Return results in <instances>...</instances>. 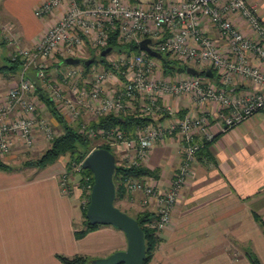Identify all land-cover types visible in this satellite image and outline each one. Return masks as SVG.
Returning <instances> with one entry per match:
<instances>
[{"label":"built area","instance_id":"built-area-1","mask_svg":"<svg viewBox=\"0 0 264 264\" xmlns=\"http://www.w3.org/2000/svg\"><path fill=\"white\" fill-rule=\"evenodd\" d=\"M34 14L47 21L37 41L30 47L14 46L9 52L21 68L17 81L0 90V156L16 145L28 150L39 137L49 143L58 134L51 117L42 113L45 105L38 87L79 134L98 141L92 149L106 145L112 153L118 152V161L124 165L145 166L151 149L172 138L178 143L180 160L166 185H157L148 174L125 182L127 193L139 191L143 203L153 204L155 219L150 227L157 232L165 229L196 151L213 136L211 126L225 132L257 111L264 112V25L254 5L245 0H43ZM113 30L122 43L147 37L153 51L168 53L197 71L212 69L216 82L206 75H164L161 68L154 72L159 61L143 49L130 54L114 51L112 60L106 54L107 67L95 68L93 63L86 72L63 62L65 57L103 47ZM9 42L14 45L11 38ZM52 60H56L54 70L62 68L58 78L48 70ZM241 81L251 84L250 88L240 93L225 89ZM181 96L209 107L194 115L179 114L165 99ZM120 111H136L152 121L136 126L131 135L117 126H88L96 116ZM82 115H88L87 122L81 121ZM80 162L64 172L62 192L69 190L67 177L72 173L80 178ZM89 188L86 184L84 191L89 193Z\"/></svg>","mask_w":264,"mask_h":264},{"label":"crops","instance_id":"crops-1","mask_svg":"<svg viewBox=\"0 0 264 264\" xmlns=\"http://www.w3.org/2000/svg\"><path fill=\"white\" fill-rule=\"evenodd\" d=\"M42 1L0 0V56H4L0 64L7 62L14 46L30 47L37 41L47 25L34 14ZM245 1L254 5L264 25V0ZM17 79L18 71L1 70L0 90ZM250 85L231 83L229 91L240 93ZM165 102L179 114L194 115L209 107L182 96ZM211 130L214 139L196 152L170 222L157 233L151 264H249L244 256L247 248L264 264V236L253 219L254 214L264 219V112L257 111L225 132L214 126ZM45 143L39 137L22 165L19 145L0 156L9 167L0 168V264H62L57 254L97 258L124 249L122 232L110 225L74 237V230L82 226V200L77 174L67 177V193L61 191L66 157L42 168L24 165L39 156ZM179 150L172 138L151 149L145 166L155 171L157 185L168 183L179 163ZM123 198L135 206L141 192H128Z\"/></svg>","mask_w":264,"mask_h":264},{"label":"trees","instance_id":"trees-1","mask_svg":"<svg viewBox=\"0 0 264 264\" xmlns=\"http://www.w3.org/2000/svg\"><path fill=\"white\" fill-rule=\"evenodd\" d=\"M139 42V41H138ZM138 42H132L131 40L127 43H122L117 39V33L115 30L110 31L107 41L104 44L103 47H100L99 49H93L91 51L92 58L91 62L89 64H84L82 61H80L81 67L83 69V72H86L89 67L94 64H99L103 68L107 67V61L105 58V55L112 52V51H118L125 54H130V52L135 53L138 52ZM109 48V51L105 53V55L100 56L99 52L104 48ZM159 57L157 58L160 64L161 71L164 75H172L174 73H180L185 72V65L182 64V62H178L175 59H172L169 57L168 53H159ZM87 59V58H86ZM21 68V62L19 60H11L8 58L7 62L4 64H0V71L1 70H10L13 72L19 71ZM207 69V67H206ZM210 70L211 77H208L210 80L216 82V73L208 68ZM198 75L205 76V69L199 70ZM207 76V75H206ZM37 94L39 99L42 101V103L45 105V108L49 112V115L51 116L52 122L60 127V133H58L56 136L51 139L49 142V145L47 148L44 149V151L35 159V160H28L24 162L25 166H34L37 168L45 167L53 162H55L57 159H59L62 156H66L65 161V167L66 171H69L72 168V164L78 163L84 155H86L91 149H92V143L95 141L94 139H89L88 137L84 136V134H79L76 131V127L71 125L60 113V111L55 107V105L52 103V101L49 100L47 95L41 91L40 87H38ZM152 119L148 116H143L137 113L136 111H125L118 114H112L107 113L106 115L96 116L94 121H90L88 126L91 127H102V128H108L112 126H117L119 129L122 130L123 133L126 135H131L133 132V129L136 126H140L145 124V122H151ZM214 139V135L212 138L208 141H205L202 145V147L196 151L197 153H200L202 148H206V145L210 143ZM97 147H102L107 150H110V147L108 148L106 145H99ZM113 154V153H112ZM196 155V153H195ZM114 161L115 166L112 173V183L114 186V198H113V204L114 201L122 199L125 197L127 191L125 189V182L129 179H135L139 178L144 175H151L156 177V173L153 170L148 169V167L144 165H134V166H127L118 161L117 158H115L114 154ZM0 168L1 169H9L8 165L0 161ZM79 186L82 187L81 193V200H82V208H81V216H82V226L79 229L74 230V237L80 238L83 235H85L88 232L95 230L96 228H99V224H88L86 219L84 218V211L85 206L88 201V193L87 191H84L85 185L89 184L91 185L92 182V176L88 169H79ZM122 211V210H121ZM126 213V212H124ZM127 214V213H126ZM130 216V215H129ZM133 217L138 226L140 227L142 231V237H143V243H144V256L142 259V264H147L150 261V258L152 257V253L159 241L157 231L153 227H150V224L155 219V213L154 211H139L135 215L131 216ZM254 221L260 226L263 236H264V219L260 218L258 215H253ZM101 226V225H100ZM244 256L249 264H260V259L257 258L254 252L251 251V249H245L244 250ZM56 257L60 260L62 264H91V257L82 255V254H73L71 256H66L62 254H57Z\"/></svg>","mask_w":264,"mask_h":264},{"label":"water","instance_id":"water-1","mask_svg":"<svg viewBox=\"0 0 264 264\" xmlns=\"http://www.w3.org/2000/svg\"><path fill=\"white\" fill-rule=\"evenodd\" d=\"M149 38L142 37L138 42V49L145 51L148 55L158 58L160 55L148 47ZM109 48L99 52L100 56L105 55ZM92 58L83 59L80 57H65L63 62L69 65H76L82 61L89 64ZM188 74H198L194 67H185ZM211 72L205 68V75L211 77ZM230 90V86L225 87ZM113 154L102 147L91 149L80 162L82 169H88L92 176L89 188L88 201L85 206L84 218L88 224L110 225L122 232L125 238V248L113 251L105 257L91 259V264H142L144 256V243L142 231L136 220L118 209L113 204L114 186L112 173L115 166Z\"/></svg>","mask_w":264,"mask_h":264},{"label":"rangeland","instance_id":"rangeland-1","mask_svg":"<svg viewBox=\"0 0 264 264\" xmlns=\"http://www.w3.org/2000/svg\"><path fill=\"white\" fill-rule=\"evenodd\" d=\"M154 33H156V34H158L159 32L157 31V32H154ZM143 37V36H142ZM142 37H138L139 39H142ZM144 38V37H143ZM20 47H25V46H20ZM93 50V49H92ZM91 49H87V51L85 50L84 51V53H82V54H80V56H79V58L81 57L82 59H86V58H90V54H91V51H92ZM116 53L117 52H114V51H112V52H110V53H108L106 56V58H107V60L108 59H114L115 57H116ZM3 55H1L0 57V63H3V60H2V58L4 57H2ZM7 57H9V56H7ZM61 61H62V59H60ZM156 61V60H155ZM5 62V61H4ZM56 62V60H52V61H49L48 63H49V65H50V69H48L49 70V72H50V74H51V76L53 77V78H58L57 77V74H58V71L60 70V69H62L61 68V66L59 67V69L56 71V70H54L53 68H52V64L53 63H55ZM75 66H81V64L80 63H78V64H76ZM93 66H95V68H100V66L101 65H94L93 64ZM160 71V66H159V63L156 61V65H155V68H154V72L155 71ZM200 77H201V75H199ZM12 79L11 80H13V81H15L16 80V76H12L11 77ZM9 79H10V77H9ZM4 85H6V84H4ZM105 86H110V83H106V85ZM42 113L44 114V115H46V116H50L49 115V112L47 111V109L45 108V107H43L42 108ZM51 117V116H50ZM80 119H81V121H88V115H82L81 117H80ZM71 123V122H70ZM54 125H55V130H56V133H60V127L58 126V125H56L55 124V122H54ZM71 125H75V124H73V123H71ZM98 141L96 140V141H93V143H92V145H96V143H97ZM48 145H49V143H45V144H43V146H42V148H41V153L44 151V149L45 148H47L48 147ZM31 149L32 148H30V149H28V150H24V151H22L21 150V157H20V162H19V164L20 165H22V163H23V161H24V159L26 158V157H28V155H30V153H31ZM114 153V156H115V158H117L118 157V152H116V151H113ZM40 153V154H41ZM39 154V155H40ZM63 157H66V156H63ZM118 159V158H117ZM191 173V172H190ZM189 177V176H188ZM187 182H188V180H187ZM187 182H186V184H187ZM185 184V185H186ZM185 187V186H184ZM79 192H80V190H79ZM132 199H131V201L133 202V200H135L133 197H131ZM142 199H143V196H142V194H141V200H139V199H137V201H136V205L135 206H130V204H129V200H125L124 198H122V199H119V200H116V201H114V205L118 208V209H120V210H122L123 212H126L128 215H130V216H133V215H135L137 212H139V211H143V210H146V211H152L151 209H153V204L151 203V205H150V203L148 202V204H146V203H143L142 202ZM247 249H249V248H247ZM147 264H151L150 263V261L147 263ZM260 264H262V263H260Z\"/></svg>","mask_w":264,"mask_h":264}]
</instances>
